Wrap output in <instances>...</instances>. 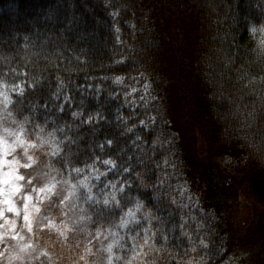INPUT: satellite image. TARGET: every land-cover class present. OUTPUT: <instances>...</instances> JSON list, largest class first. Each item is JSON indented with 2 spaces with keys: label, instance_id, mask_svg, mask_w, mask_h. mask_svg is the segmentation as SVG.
Returning a JSON list of instances; mask_svg holds the SVG:
<instances>
[{
  "label": "clouds",
  "instance_id": "9594fccd",
  "mask_svg": "<svg viewBox=\"0 0 264 264\" xmlns=\"http://www.w3.org/2000/svg\"><path fill=\"white\" fill-rule=\"evenodd\" d=\"M0 264H264V0H0Z\"/></svg>",
  "mask_w": 264,
  "mask_h": 264
}]
</instances>
